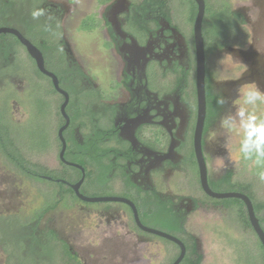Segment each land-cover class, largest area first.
I'll list each match as a JSON object with an SVG mask.
<instances>
[{"label": "flooded vegetation", "instance_id": "flooded-vegetation-1", "mask_svg": "<svg viewBox=\"0 0 264 264\" xmlns=\"http://www.w3.org/2000/svg\"><path fill=\"white\" fill-rule=\"evenodd\" d=\"M38 8L46 14L34 20L30 13ZM249 84L264 91V0H0V88L12 121L1 126L2 136L27 158L12 125L30 127L28 148L52 156L59 167L35 164L47 172L39 178L61 184L60 197L75 196L78 212L100 218L99 246L80 231L49 230L68 250L65 264H156L150 250L157 246L164 254L162 240L177 249L172 264H206V234L211 239L235 215L264 250L248 204L264 231V197L258 198L251 164L233 157L230 132L220 127L242 99L237 89ZM68 121L63 160L59 132ZM57 124L53 138L50 128ZM36 140L42 144L34 149ZM52 140L57 150L49 149ZM64 167L77 178L62 175ZM98 181L105 191H89ZM78 192L109 201H85ZM200 216L203 228H193Z\"/></svg>", "mask_w": 264, "mask_h": 264}, {"label": "rangeland", "instance_id": "rangeland-1", "mask_svg": "<svg viewBox=\"0 0 264 264\" xmlns=\"http://www.w3.org/2000/svg\"><path fill=\"white\" fill-rule=\"evenodd\" d=\"M222 5L225 6L223 3ZM184 17V13L177 16L178 19H184ZM210 63L212 66L220 64L218 61L215 64L212 61ZM102 78L105 77L102 75ZM102 84L101 92L105 96V87L108 84L107 77ZM1 91L2 88H0V130L2 133L1 126H10L12 121H9L6 115L9 97L4 96L6 94H2ZM94 96L95 94H93ZM53 104V101L49 100L48 108H51ZM256 112L258 115L264 114V104L258 103ZM21 124L19 125L16 122L12 125V131L16 134V136H13L16 138L15 141L20 150L26 155V159L34 164L49 163L54 169L59 168L54 164V161H51L52 156L49 158H45L40 154L36 156V150L31 151L28 148L29 144L25 143L26 139L34 133L31 132L30 127L25 130L26 126ZM16 126L20 129H17ZM44 127V125L38 126L39 129L42 128L43 130ZM57 127L58 124L52 125L50 128L53 138L57 136ZM47 131H49L48 127ZM228 134L231 135V139L234 141H232V144L236 147L233 157L237 160L240 158L239 163L242 166L251 164L255 174L252 177L256 180L258 198H263L264 180L260 179L259 174L264 171V168L256 165L252 160L244 159L242 156L238 158L237 153L241 136L235 132ZM31 143L34 149L38 148L37 145L42 144L38 140ZM46 144L48 145V143ZM49 145V149L57 150L59 142L52 140ZM2 146L0 142V148ZM41 147L42 150L47 149L46 146ZM3 154L0 150V264H65L62 260L67 258L66 253H68V250L63 242L61 244L56 239L51 238L50 229H56L67 236L77 234V231H80L84 240L89 238L88 242L95 241V246H99L101 242L100 230L97 229L100 224L99 214L94 212L88 215L89 213L78 212L75 205L78 202L75 196L68 195L64 199L60 197L63 187L61 184L41 179L37 174L34 177H29L28 174L13 165L11 161L9 162ZM52 155H55V152ZM61 171L64 176L69 173L72 179L77 178L78 174L75 169L64 167ZM241 171H243V168ZM105 186L106 184L98 181L97 184L88 186V190L95 193L104 192ZM191 192L195 196L200 195L196 188H192ZM42 214L43 216L40 219L39 216ZM199 219H202V216L198 217L197 221L192 222L193 228L197 227V223L203 228L202 224L204 222ZM153 226L161 230H169L167 226L161 223H154ZM206 227L209 228V225ZM102 229L106 230L105 227ZM217 231L218 233L212 235L211 239L206 234L205 242L208 251L206 264H264V250L259 239L254 232L244 233L242 231L236 215L217 226ZM72 246L74 245L72 244ZM161 246L166 248L164 254L162 252L158 254L160 249L157 246L150 250V253H156V264L158 262V264H172L177 257V249H174L173 245L164 240H162ZM63 251L66 252V255Z\"/></svg>", "mask_w": 264, "mask_h": 264}, {"label": "clouds", "instance_id": "clouds-1", "mask_svg": "<svg viewBox=\"0 0 264 264\" xmlns=\"http://www.w3.org/2000/svg\"><path fill=\"white\" fill-rule=\"evenodd\" d=\"M45 14V10L40 8L34 9L30 13L34 20ZM49 18L51 19V17ZM237 92L242 99L233 103L235 111L230 110L220 119V127L241 136L238 158L242 156L264 168V114L258 115L256 112L257 104H264V91L255 84H249L238 88ZM225 102V98L222 96L217 100L221 106ZM259 175L260 179L264 180V171H261Z\"/></svg>", "mask_w": 264, "mask_h": 264}, {"label": "water", "instance_id": "water-1", "mask_svg": "<svg viewBox=\"0 0 264 264\" xmlns=\"http://www.w3.org/2000/svg\"><path fill=\"white\" fill-rule=\"evenodd\" d=\"M202 14H203V13H202ZM202 14H200L199 17H201ZM201 25H202V23L200 22L199 25H198V28H197V31H198V33H197V38L200 39V41H201V50H202V54H201V56H200V61H199V62H200V76H201V82H200V83H201V89H200V93H201V98H202V100H201V102H202V110H205V109H206V96H205V90H204V76H205V73H204V71H205V62H204V49H203V47H204V39H203V36H202ZM3 31H4V30H3ZM41 70H42L44 73H48V71H47L45 68H43L42 66H41ZM48 75H50V76L54 79L55 86H56L57 88H59V85H58V83H57V78H56V76H55L54 74H51V73H48ZM66 105H67V104H65V106H66ZM63 111H64V113H65L64 106H63ZM65 114H66V113H65ZM65 116H66V118H68L67 115H65ZM68 124H69V121L67 122V124H66V125L60 130V132H59V134H60V139H61V141H62V143H63V151H62V153H61V159H63V160H64V151H65V149H66V140H65V138H64V136H63V132H64V131L66 130V128L68 127ZM206 185H207V184H206ZM73 187H75L76 191H78V189L76 188V186H73ZM78 195H79V197H81L83 200H85V201H89V202L109 201V198H101V199H100V198H89V197L83 196L82 194L80 195V192H78ZM226 196H228V195H226ZM231 196H237V195H231ZM248 204H249V211H250L251 221H252V223H253V225H254V228H255L256 232L258 233L260 239L262 240V242H263V244H264V231H263L262 227L260 226L257 217L255 216V213H254L253 207L251 206L250 203H248ZM137 218H138V217H137ZM153 231H154V230H153ZM154 232H155L156 234L161 235V236H164V237H166V238H168V239H170V240L178 241L177 239L173 238L172 236L167 235V234H165V233H162V232H160V231H154ZM183 255H184V251H183V253H182V256H181L179 262H180L181 259L183 258ZM179 262H178V263H179Z\"/></svg>", "mask_w": 264, "mask_h": 264}, {"label": "trees", "instance_id": "trees-1", "mask_svg": "<svg viewBox=\"0 0 264 264\" xmlns=\"http://www.w3.org/2000/svg\"><path fill=\"white\" fill-rule=\"evenodd\" d=\"M2 134L3 133H1V130H0V142L3 145L2 148H0V150H2L3 152H6L5 154H3V156L5 155V157H7V160H9V162L11 161V163L13 165L17 166L19 169H21L22 171H24L26 174H28L29 177H31V176L34 177V175H36V174L39 177L41 174L47 173L45 169H43L41 167L39 169L38 168L39 166L36 167L35 164H33L30 161H28L18 151V149H16V147H12L13 146V143L12 142H14V141L11 140V139H6L5 137L2 136ZM259 206H261V205H259ZM258 210H260V207H258ZM42 216H43V214L40 215L39 218L41 219ZM262 222L264 223V218L262 219ZM23 237H25V236H23ZM193 263L196 264L195 261H193Z\"/></svg>", "mask_w": 264, "mask_h": 264}]
</instances>
